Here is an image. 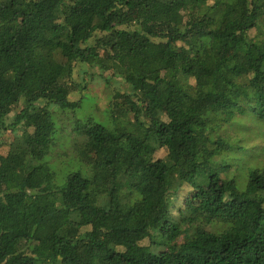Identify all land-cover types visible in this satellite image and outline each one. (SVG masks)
Returning <instances> with one entry per match:
<instances>
[{
	"label": "trees",
	"instance_id": "1",
	"mask_svg": "<svg viewBox=\"0 0 264 264\" xmlns=\"http://www.w3.org/2000/svg\"><path fill=\"white\" fill-rule=\"evenodd\" d=\"M252 135L264 0H0V264H264Z\"/></svg>",
	"mask_w": 264,
	"mask_h": 264
},
{
	"label": "rangeland",
	"instance_id": "2",
	"mask_svg": "<svg viewBox=\"0 0 264 264\" xmlns=\"http://www.w3.org/2000/svg\"><path fill=\"white\" fill-rule=\"evenodd\" d=\"M91 88L93 89V93H98L99 95L101 94V99L99 100L100 105H104V103H106V96L102 95V85H100V87H95L94 84L91 86ZM246 142L249 144V150L250 152H248L247 158L248 160H252L251 157H253L252 155L258 151L259 147H263L264 146V139L262 138V136L260 135H252V136H248L246 137Z\"/></svg>",
	"mask_w": 264,
	"mask_h": 264
}]
</instances>
